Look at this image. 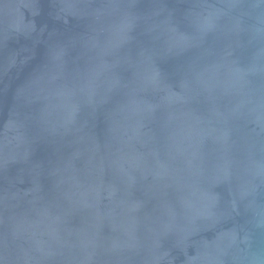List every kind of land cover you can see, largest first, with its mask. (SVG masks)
I'll list each match as a JSON object with an SVG mask.
<instances>
[{
  "label": "water",
  "instance_id": "1",
  "mask_svg": "<svg viewBox=\"0 0 264 264\" xmlns=\"http://www.w3.org/2000/svg\"><path fill=\"white\" fill-rule=\"evenodd\" d=\"M0 264H264V0H0Z\"/></svg>",
  "mask_w": 264,
  "mask_h": 264
}]
</instances>
